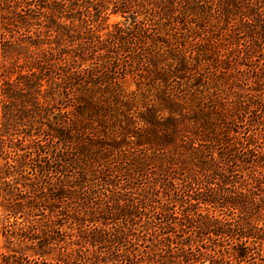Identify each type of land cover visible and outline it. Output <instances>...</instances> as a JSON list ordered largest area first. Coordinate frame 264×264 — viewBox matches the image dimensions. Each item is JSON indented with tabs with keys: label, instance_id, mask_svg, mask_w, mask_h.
<instances>
[{
	"label": "trees",
	"instance_id": "obj_1",
	"mask_svg": "<svg viewBox=\"0 0 264 264\" xmlns=\"http://www.w3.org/2000/svg\"><path fill=\"white\" fill-rule=\"evenodd\" d=\"M0 49V264H264V0H0Z\"/></svg>",
	"mask_w": 264,
	"mask_h": 264
},
{
	"label": "rangeland",
	"instance_id": "obj_2",
	"mask_svg": "<svg viewBox=\"0 0 264 264\" xmlns=\"http://www.w3.org/2000/svg\"><path fill=\"white\" fill-rule=\"evenodd\" d=\"M109 18H110L109 19V23H114V22H117V21L121 20V18L113 16V15H111ZM0 58H1V49H0ZM1 75H2V72L0 70V86L3 83V79H2ZM16 75H17V73L16 74H12L11 80H14L16 78ZM126 88L130 89V90L131 89L133 90L134 89V84L131 81L128 80V82L126 83ZM0 91H1V87H0ZM1 115H2V112H1V106H0V164L3 163V160H2V156H4L3 154L5 153V151L8 150L6 148V146L8 144H10L9 140L10 139H14V137H19V134L12 135V133H17V130H16L17 128H19V132H21L22 130H24V128H26V126L25 127H19L18 124L19 123L22 124V122H16V124L18 126L17 128L16 127H12V128H10L8 130V135L7 136H1V134H4L2 132V131H4V129L2 127L3 120H2ZM31 120H33V119L31 118L29 121H31ZM13 124H15V123H13ZM23 124H30V123L26 122V120L24 119L23 120ZM34 124H37V123L34 122ZM11 152H12L11 149H9V153H11ZM11 155H12V153H11ZM3 187H4L3 183L0 182V192H2ZM2 200H3L2 197H0V226H1L2 222L7 220V218L5 216V211L3 210V207L1 206L3 204ZM10 221H13L12 218L10 219ZM262 222H264V219H262ZM12 250L13 251H20L19 246L7 242L6 238L4 237V235H3L2 231H1V227H0V252L1 253H8V252H11ZM201 264H203V263H201ZM204 264H209V261L206 260L204 262Z\"/></svg>",
	"mask_w": 264,
	"mask_h": 264
}]
</instances>
